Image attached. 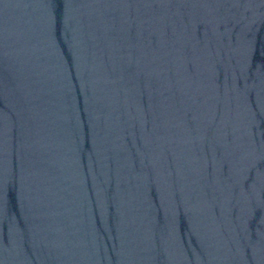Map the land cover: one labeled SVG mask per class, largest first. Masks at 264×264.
I'll return each mask as SVG.
<instances>
[{
  "label": "water",
  "instance_id": "1",
  "mask_svg": "<svg viewBox=\"0 0 264 264\" xmlns=\"http://www.w3.org/2000/svg\"><path fill=\"white\" fill-rule=\"evenodd\" d=\"M0 264H264V0H0Z\"/></svg>",
  "mask_w": 264,
  "mask_h": 264
}]
</instances>
